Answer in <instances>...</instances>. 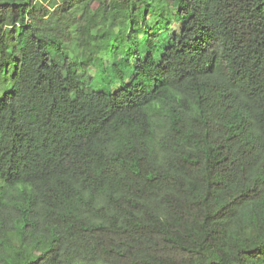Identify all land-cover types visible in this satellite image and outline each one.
Returning a JSON list of instances; mask_svg holds the SVG:
<instances>
[{"label":"trees","instance_id":"16d2710c","mask_svg":"<svg viewBox=\"0 0 264 264\" xmlns=\"http://www.w3.org/2000/svg\"><path fill=\"white\" fill-rule=\"evenodd\" d=\"M0 264H264V0H0Z\"/></svg>","mask_w":264,"mask_h":264},{"label":"rangeland","instance_id":"374dc122","mask_svg":"<svg viewBox=\"0 0 264 264\" xmlns=\"http://www.w3.org/2000/svg\"><path fill=\"white\" fill-rule=\"evenodd\" d=\"M155 21V20H154ZM180 28V23H174L172 25V32H177ZM132 32V31H131ZM75 45L73 46V50H75ZM120 58V56L118 57H115L113 54H107V53H102V59H103V63H104V66L106 68H109L111 67L113 64L117 63L118 62V59ZM91 75L96 78L98 75L95 71H92ZM104 77V74L101 76V78ZM125 80H129V76L126 77ZM121 80L116 78L114 80V82L110 85V89L115 91L117 89H119L121 87ZM96 88H100V89H105L106 86L105 85H101V86H98L97 84H95Z\"/></svg>","mask_w":264,"mask_h":264}]
</instances>
